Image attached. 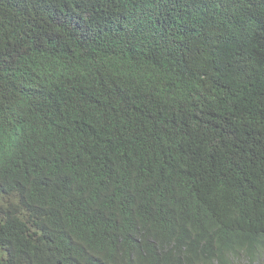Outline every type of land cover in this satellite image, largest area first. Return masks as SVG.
Segmentation results:
<instances>
[{"label": "trees", "instance_id": "16d2710c", "mask_svg": "<svg viewBox=\"0 0 264 264\" xmlns=\"http://www.w3.org/2000/svg\"><path fill=\"white\" fill-rule=\"evenodd\" d=\"M262 258L264 0H0V264Z\"/></svg>", "mask_w": 264, "mask_h": 264}, {"label": "clouds", "instance_id": "9594fccd", "mask_svg": "<svg viewBox=\"0 0 264 264\" xmlns=\"http://www.w3.org/2000/svg\"><path fill=\"white\" fill-rule=\"evenodd\" d=\"M253 264H256V263H253ZM257 264H264V258L260 259Z\"/></svg>", "mask_w": 264, "mask_h": 264}, {"label": "bare ground", "instance_id": "6f19581e", "mask_svg": "<svg viewBox=\"0 0 264 264\" xmlns=\"http://www.w3.org/2000/svg\"><path fill=\"white\" fill-rule=\"evenodd\" d=\"M108 3V2H107ZM109 7V6H108ZM43 220V219H42ZM8 223V222H7ZM6 226V225H5ZM3 229V228H2ZM29 229V228H28ZM28 234V233H27ZM64 240V239H63ZM203 262V261H202ZM37 263V262H36Z\"/></svg>", "mask_w": 264, "mask_h": 264}]
</instances>
